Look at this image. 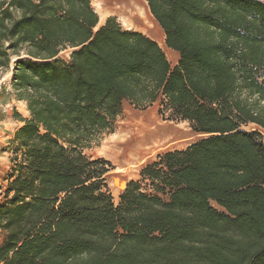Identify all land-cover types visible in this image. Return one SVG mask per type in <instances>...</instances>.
Segmentation results:
<instances>
[{
	"label": "trees",
	"instance_id": "trees-1",
	"mask_svg": "<svg viewBox=\"0 0 264 264\" xmlns=\"http://www.w3.org/2000/svg\"><path fill=\"white\" fill-rule=\"evenodd\" d=\"M146 2L175 67L151 37L100 25L91 0H0V72L13 66L30 113L13 114L0 264H264V1ZM126 101L203 137L116 205L112 164L85 152Z\"/></svg>",
	"mask_w": 264,
	"mask_h": 264
},
{
	"label": "rangeland",
	"instance_id": "rangeland-1",
	"mask_svg": "<svg viewBox=\"0 0 264 264\" xmlns=\"http://www.w3.org/2000/svg\"><path fill=\"white\" fill-rule=\"evenodd\" d=\"M110 17L115 18L123 28L142 32L143 34L148 36L143 25L120 21L119 18L112 15L106 16V19L100 25L104 24ZM69 53V51L63 52L60 55V58H67L69 56ZM177 64L171 65L172 67H175ZM12 69L13 66L8 72H0V100L6 99L7 93H14L11 85V79L13 75ZM6 110L8 111V114L11 116L12 120H7L6 124L3 125V130L0 129V205L7 202L6 192L10 184L12 171L11 160L14 157L13 151L12 149H10L9 145L10 140L14 138L15 131L19 126L18 122H15V119L13 118L14 109L6 108ZM19 110L22 111L21 107H19ZM160 111V103H156L155 105L147 109H139L130 104V102H124L123 112L117 119L114 130L110 133L105 134L98 145L94 146L92 149L86 150L85 152L87 156L93 159L104 158L112 164L113 170L110 171V173L106 176V179L110 193L112 194L116 205H119L120 195L126 190L127 185L132 181H139L141 171L145 168V166L155 162L159 155L166 152L184 150L203 137L202 135L194 133L187 122L171 121L169 119V114H162ZM140 117H152L157 119V121L161 124L168 125L170 127L169 131L173 130L176 132V139L173 140L172 144L170 143L166 145V147L164 146L162 149L150 153L149 156L147 155L144 159L132 161L130 163L119 164L118 162L113 160L114 154L116 153V151H118L117 149H114V144L116 143L118 138H126L127 124H129L131 120L139 119ZM252 128H254V126H250L245 129L251 130ZM261 133L264 140V130H261ZM147 139H151V136L148 135ZM151 142H154V140H151ZM137 148L138 146L136 145L133 147V150L137 151ZM213 205L216 208H219L215 203H213ZM1 240L2 238H0V242Z\"/></svg>",
	"mask_w": 264,
	"mask_h": 264
},
{
	"label": "bare ground",
	"instance_id": "bare-ground-1",
	"mask_svg": "<svg viewBox=\"0 0 264 264\" xmlns=\"http://www.w3.org/2000/svg\"><path fill=\"white\" fill-rule=\"evenodd\" d=\"M91 1L101 22L106 19V16L112 15L119 18L120 21L143 25L145 32L148 35L150 34L164 50L170 63H178L180 54L167 47L165 34L151 15L146 0ZM169 130L170 127L168 125L161 124L152 117H140L139 119L131 120L127 124L126 138H118L114 144V149L118 151L114 154L113 160L119 164H124L144 159L150 153L156 152L170 143L172 144L177 134L175 131ZM148 135L151 136V139H147ZM151 140H154V142H151ZM136 145L138 146L137 151L133 150Z\"/></svg>",
	"mask_w": 264,
	"mask_h": 264
},
{
	"label": "crops",
	"instance_id": "crops-1",
	"mask_svg": "<svg viewBox=\"0 0 264 264\" xmlns=\"http://www.w3.org/2000/svg\"><path fill=\"white\" fill-rule=\"evenodd\" d=\"M94 8V7H93ZM100 18V17H99ZM101 20V19H100ZM102 22L100 21V24ZM103 25V24H102ZM149 36V35H148ZM151 37V36H150ZM152 38V37H151ZM153 39V38H152ZM154 40V39H153ZM172 64V63H171ZM7 98L6 99H1L0 100V111L3 110L6 113V118L0 122V129L3 130V125L6 124L7 120H12L11 116L8 114V111L6 110V108H12L14 109L13 112L17 111L23 118L28 119L30 118V113L27 109V103L25 101H20L18 99H16V96L13 94H6ZM19 107H21L22 111L19 110ZM15 122H18L19 126L16 129L15 133L17 132V130H19V128H21L24 123L20 122L18 120H15ZM13 139V138H12ZM3 153V152H2ZM5 154V152H4ZM3 155V154H2Z\"/></svg>",
	"mask_w": 264,
	"mask_h": 264
}]
</instances>
